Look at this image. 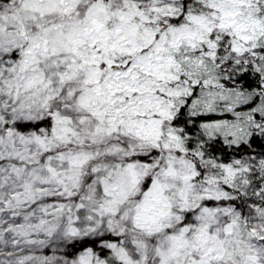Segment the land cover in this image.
Masks as SVG:
<instances>
[{"label": "snow or ice", "instance_id": "6c2138e0", "mask_svg": "<svg viewBox=\"0 0 264 264\" xmlns=\"http://www.w3.org/2000/svg\"><path fill=\"white\" fill-rule=\"evenodd\" d=\"M0 256L264 264V0H0Z\"/></svg>", "mask_w": 264, "mask_h": 264}, {"label": "rangeland", "instance_id": "374dc122", "mask_svg": "<svg viewBox=\"0 0 264 264\" xmlns=\"http://www.w3.org/2000/svg\"><path fill=\"white\" fill-rule=\"evenodd\" d=\"M8 249H11V246H8V247L5 249V251L8 250ZM3 258H4V257L0 256V259H3Z\"/></svg>", "mask_w": 264, "mask_h": 264}, {"label": "trees", "instance_id": "16d2710c", "mask_svg": "<svg viewBox=\"0 0 264 264\" xmlns=\"http://www.w3.org/2000/svg\"><path fill=\"white\" fill-rule=\"evenodd\" d=\"M6 251H12V249H8V250H6ZM25 254H27V253H25ZM36 254L39 255L40 253L37 252Z\"/></svg>", "mask_w": 264, "mask_h": 264}]
</instances>
